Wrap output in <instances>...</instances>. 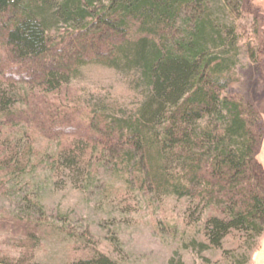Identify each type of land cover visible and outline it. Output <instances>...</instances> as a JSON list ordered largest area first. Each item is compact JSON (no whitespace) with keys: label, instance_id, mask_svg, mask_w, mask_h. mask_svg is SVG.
<instances>
[{"label":"trees","instance_id":"1","mask_svg":"<svg viewBox=\"0 0 264 264\" xmlns=\"http://www.w3.org/2000/svg\"><path fill=\"white\" fill-rule=\"evenodd\" d=\"M248 2L0 0V179L45 169L94 188L106 165L102 200L112 178L128 194L184 199L191 246L249 264L264 234V117L235 89L236 67L243 53L264 60V16L254 12V30L243 33ZM88 64L133 77L140 103L117 108L73 95ZM41 136L55 147L41 150ZM11 216L1 226L40 237L44 222ZM0 264L46 263L26 253L0 255ZM67 264L126 263L94 250Z\"/></svg>","mask_w":264,"mask_h":264},{"label":"rangeland","instance_id":"2","mask_svg":"<svg viewBox=\"0 0 264 264\" xmlns=\"http://www.w3.org/2000/svg\"><path fill=\"white\" fill-rule=\"evenodd\" d=\"M246 5L247 11L240 19V29L245 34L254 30V12L264 16V0H249ZM236 73L240 81L235 89L252 101L264 117V60L253 63L243 53ZM69 90L75 96L117 108H135L142 99V89L133 77L100 64L86 65ZM66 95L65 99L70 98ZM36 142L41 150H52L56 144L42 136ZM257 157L264 165V134ZM51 176L47 170L37 169L20 182L4 178L0 186V218L26 215L45 226L35 241L0 223V255L16 258L27 253L46 264H67L79 255L98 250L126 264H167L179 256L187 264L228 263L220 249L199 253L191 246L195 230L184 222V199L171 196L161 200L138 190L128 194L122 189V180L112 178L116 187L108 189V199L102 200L99 192L111 181L106 165L93 179L94 188H79L62 177L55 176L54 180ZM198 236L203 239L199 233ZM250 256L249 264H264V234Z\"/></svg>","mask_w":264,"mask_h":264}]
</instances>
